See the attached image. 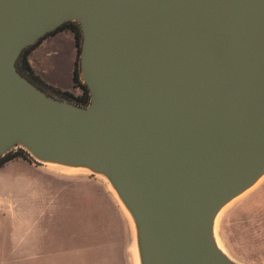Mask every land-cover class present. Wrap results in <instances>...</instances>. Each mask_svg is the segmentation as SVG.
Here are the masks:
<instances>
[{"label":"water","instance_id":"95a60500","mask_svg":"<svg viewBox=\"0 0 264 264\" xmlns=\"http://www.w3.org/2000/svg\"><path fill=\"white\" fill-rule=\"evenodd\" d=\"M66 21L88 103L17 66ZM18 147L103 178L139 264H246L217 222L264 178V0H0V158Z\"/></svg>","mask_w":264,"mask_h":264},{"label":"rangeland","instance_id":"374dc122","mask_svg":"<svg viewBox=\"0 0 264 264\" xmlns=\"http://www.w3.org/2000/svg\"><path fill=\"white\" fill-rule=\"evenodd\" d=\"M66 41V53L70 56L75 49L73 39L68 37ZM18 149L20 147L11 151ZM29 161L35 163L33 159ZM47 169L51 171L49 184L51 194L55 196L50 211H56L60 217L66 218L62 222L64 227L52 226L46 237L47 243L70 247L88 245L91 250L94 247L100 249L99 253L91 251L90 259L94 255L97 258V254H104L107 264H117L119 255L125 264H133L130 253V222L108 183L103 178L88 173L70 174ZM263 183L264 178L255 187L233 200L220 214L217 222L221 235L224 234L225 222L230 223L227 232L233 254L246 264H264ZM19 190L21 193L16 194L19 200L15 210L26 214L36 213L37 208L31 200L32 193L28 188L24 190L20 187ZM117 247H120L119 253Z\"/></svg>","mask_w":264,"mask_h":264},{"label":"crops","instance_id":"0c3cea01","mask_svg":"<svg viewBox=\"0 0 264 264\" xmlns=\"http://www.w3.org/2000/svg\"><path fill=\"white\" fill-rule=\"evenodd\" d=\"M68 37L73 39L75 48L70 56L66 53ZM76 59V39L71 29L46 36L29 54L35 73L46 83L80 95L82 88L74 82ZM44 168L21 156L8 160L0 167V264H107L104 254H97V258L94 255L90 259L91 251L99 253L100 249L96 247L91 250L88 245L70 247L47 243L46 237L52 226L64 227L62 222L66 218L60 217L56 211H50L55 196L51 194L49 184L51 171ZM20 187L24 190L28 188L32 193L36 213L26 214L15 210L19 200L16 194L20 195ZM229 224L225 222L221 237L228 251L241 261L233 254L227 232ZM117 264H125L119 255Z\"/></svg>","mask_w":264,"mask_h":264},{"label":"trees","instance_id":"16d2710c","mask_svg":"<svg viewBox=\"0 0 264 264\" xmlns=\"http://www.w3.org/2000/svg\"><path fill=\"white\" fill-rule=\"evenodd\" d=\"M71 29L74 34H75V39H76V46H77V59H76V63H75V71H74V82L76 86H79L82 88V94L80 95H75L74 93L67 91V90H61L58 89L48 83H46L39 75H37L32 67V65L30 64L29 61V54L30 52L38 45L40 44V42L48 35L53 34L55 32H58L60 30H64V29ZM82 41H83V33H82V29L81 26L78 22L76 21H66L65 23H63L61 26H59L57 29L47 33L46 35H44L43 37H41L38 41H36L35 43L29 45L28 47L24 48V50L22 51V53L20 54L18 61H17V66L18 69L25 74L26 76H28L29 78H31L32 80H34L36 83H38L39 85H41L42 87L53 91L55 93H58L60 95L69 97L71 99H73L74 101L78 102V103H88L90 100V91L89 88L87 86V84L83 81L82 79V75H81V68H80V53H81V46H82ZM24 157L28 160H32L29 156V153L20 148L18 150L15 151H11L8 152L7 154H5L4 156H2L0 158V167L7 162L10 159H13L15 157Z\"/></svg>","mask_w":264,"mask_h":264},{"label":"bare ground","instance_id":"6f19581e","mask_svg":"<svg viewBox=\"0 0 264 264\" xmlns=\"http://www.w3.org/2000/svg\"><path fill=\"white\" fill-rule=\"evenodd\" d=\"M50 168L53 170L59 171V172H66V173H70V174H77L78 173V172L72 171V170H75L77 168H73L69 165H65V164H61V163H55ZM134 247L135 246H132V243H131L130 253L132 255V261L134 264H139L137 249Z\"/></svg>","mask_w":264,"mask_h":264}]
</instances>
